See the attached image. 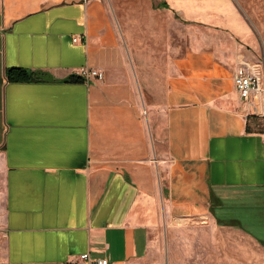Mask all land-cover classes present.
I'll use <instances>...</instances> for the list:
<instances>
[{
    "label": "crops",
    "instance_id": "0c3cea01",
    "mask_svg": "<svg viewBox=\"0 0 264 264\" xmlns=\"http://www.w3.org/2000/svg\"><path fill=\"white\" fill-rule=\"evenodd\" d=\"M248 18L242 0H0L7 264L215 263L244 231L212 207L264 195V134L232 80L238 57L264 60Z\"/></svg>",
    "mask_w": 264,
    "mask_h": 264
},
{
    "label": "rangeland",
    "instance_id": "374dc122",
    "mask_svg": "<svg viewBox=\"0 0 264 264\" xmlns=\"http://www.w3.org/2000/svg\"><path fill=\"white\" fill-rule=\"evenodd\" d=\"M104 1L109 8L110 0ZM131 1L141 0H120L122 5ZM153 1L157 2V0ZM242 4L249 14L248 20L252 22L258 42L255 47H248L247 53L251 58H264V0H242ZM163 18L168 25L170 17L164 15ZM256 130L264 134V118L256 119ZM211 211L214 217L232 225L236 223L233 227L244 231L239 235L230 232L225 243L217 249H210L214 253V264H264V195H229L221 205H214ZM198 221L196 219L190 223H199ZM154 236L155 240L162 241L164 232L161 231ZM4 241L5 235L0 215V264H7L3 258ZM153 255H163V248L154 249Z\"/></svg>",
    "mask_w": 264,
    "mask_h": 264
},
{
    "label": "built area",
    "instance_id": "2783aa9c",
    "mask_svg": "<svg viewBox=\"0 0 264 264\" xmlns=\"http://www.w3.org/2000/svg\"><path fill=\"white\" fill-rule=\"evenodd\" d=\"M89 73L98 78L102 77L101 72ZM232 80L246 117L254 114L264 118V60L238 57ZM79 258L86 264H109L107 258L92 259L87 252L80 254Z\"/></svg>",
    "mask_w": 264,
    "mask_h": 264
},
{
    "label": "trees",
    "instance_id": "16d2710c",
    "mask_svg": "<svg viewBox=\"0 0 264 264\" xmlns=\"http://www.w3.org/2000/svg\"><path fill=\"white\" fill-rule=\"evenodd\" d=\"M156 6L167 7V3L165 2L158 3ZM6 75H7L8 80H12V81L29 80L32 78V73H30L29 71L25 69H21V68H8L6 70ZM68 79L70 81H80L82 80V77L78 75H71ZM247 118L253 119L256 123V119L259 117L255 115H248Z\"/></svg>",
    "mask_w": 264,
    "mask_h": 264
}]
</instances>
